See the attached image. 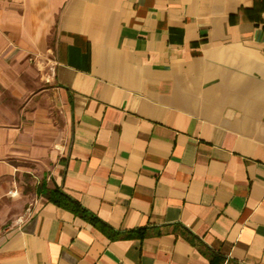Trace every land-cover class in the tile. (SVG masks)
<instances>
[{
    "label": "crops",
    "instance_id": "1",
    "mask_svg": "<svg viewBox=\"0 0 264 264\" xmlns=\"http://www.w3.org/2000/svg\"><path fill=\"white\" fill-rule=\"evenodd\" d=\"M0 264H264V0H0Z\"/></svg>",
    "mask_w": 264,
    "mask_h": 264
},
{
    "label": "trees",
    "instance_id": "2",
    "mask_svg": "<svg viewBox=\"0 0 264 264\" xmlns=\"http://www.w3.org/2000/svg\"><path fill=\"white\" fill-rule=\"evenodd\" d=\"M41 191V190H40ZM44 196L51 202L55 203L56 205L70 210L74 214L95 221L98 220L92 216L87 210H85L80 204H78L75 200H73L70 196H68L65 192H63L59 187L50 190H44L42 192ZM99 226L103 228L106 232H110V229L99 222ZM131 235V234H130Z\"/></svg>",
    "mask_w": 264,
    "mask_h": 264
},
{
    "label": "rangeland",
    "instance_id": "3",
    "mask_svg": "<svg viewBox=\"0 0 264 264\" xmlns=\"http://www.w3.org/2000/svg\"><path fill=\"white\" fill-rule=\"evenodd\" d=\"M30 64L32 68H36L39 71L41 76L43 75L45 77V81H48L47 73H51L53 71V65L50 62V58H35L30 61Z\"/></svg>",
    "mask_w": 264,
    "mask_h": 264
}]
</instances>
